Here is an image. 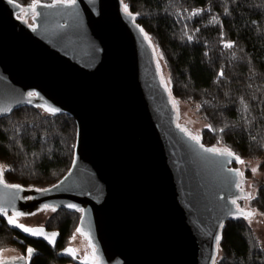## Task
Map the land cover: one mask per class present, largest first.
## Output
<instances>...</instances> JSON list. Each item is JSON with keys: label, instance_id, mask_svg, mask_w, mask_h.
<instances>
[{"label": "water", "instance_id": "obj_1", "mask_svg": "<svg viewBox=\"0 0 264 264\" xmlns=\"http://www.w3.org/2000/svg\"><path fill=\"white\" fill-rule=\"evenodd\" d=\"M122 3H39L30 25L31 8L0 0V119L24 106L49 114L55 108L77 128L73 163L57 183L6 187L14 184L0 169V207L6 209L0 218L54 250L58 231L23 224L42 230L32 235L9 218L22 224L16 213L45 205L80 210L79 232L96 248V260L87 264H213L220 225L239 215L231 201L244 192L230 165L238 163L205 151L214 147L196 143L177 124L156 49ZM23 11L25 18H18ZM73 250L57 255L75 260Z\"/></svg>", "mask_w": 264, "mask_h": 264}, {"label": "trees", "instance_id": "obj_2", "mask_svg": "<svg viewBox=\"0 0 264 264\" xmlns=\"http://www.w3.org/2000/svg\"><path fill=\"white\" fill-rule=\"evenodd\" d=\"M13 1L29 8L36 4V0ZM122 2L163 59L171 99L198 103V112L208 123L201 131V143L221 144L242 159H260L263 170L264 0ZM198 9L200 14L192 15ZM229 42L232 47H225ZM221 128L225 131H214ZM76 132L73 118L66 113L53 115L36 106L21 107L1 118L4 181L25 188L57 183L73 163ZM257 186L250 203L264 213V180ZM51 211L44 225L59 231L61 245L77 231L81 211ZM219 236L220 256L215 264H264V247L246 219H228ZM4 246L34 247L39 254L30 264L61 262L46 244L22 236L0 220V248Z\"/></svg>", "mask_w": 264, "mask_h": 264}, {"label": "rangeland", "instance_id": "obj_3", "mask_svg": "<svg viewBox=\"0 0 264 264\" xmlns=\"http://www.w3.org/2000/svg\"><path fill=\"white\" fill-rule=\"evenodd\" d=\"M32 11L31 14H28L26 12H19L17 14L18 18H26L28 24L32 25V16L34 15V9L33 6L30 7ZM155 59L157 63L159 64V68L161 70L162 80L165 81V85L168 88V72L165 68V64L163 62V59L158 57V54L156 52ZM176 105H177V113H178V119L177 124L180 125L183 129H185L191 136H197L201 137V131L202 129L206 128L208 126L207 122H204L202 119L200 113L198 112L199 106L196 102H188V101H179L176 99ZM185 127V128H184ZM215 149H225L226 147L219 144L218 146H213ZM227 149V148H226ZM245 161L243 164H236L234 167H237L241 172L244 173L243 181H242V189H243V196L247 197L251 196L253 197L256 189L258 188V183L264 180V169H260V159L257 158H249V159H242ZM258 168V171L254 174L251 169ZM0 169L3 172V167L0 165ZM253 199V198H252ZM238 203V206L240 208H244L247 212L254 213L251 217H249L247 220L249 226L251 229L255 232L258 240H260L261 244L264 247V215H261V213L254 207L251 206V199L242 198L236 200ZM32 213V212H31ZM29 213V217L25 219V222L30 226H40L44 224L45 219L52 214L51 209L45 208L43 210H38L33 215ZM70 244L75 248L76 252L84 253L88 250V245L84 237H82L80 234L77 233L75 230L70 236ZM68 239V241H69ZM67 242V240H66ZM26 250H22L17 246H4L0 248V262H8V261H15L20 260L22 262H26L30 256L26 254ZM220 256L219 253V247H216V255L214 257L215 260H217Z\"/></svg>", "mask_w": 264, "mask_h": 264}, {"label": "snow or ice", "instance_id": "obj_4", "mask_svg": "<svg viewBox=\"0 0 264 264\" xmlns=\"http://www.w3.org/2000/svg\"><path fill=\"white\" fill-rule=\"evenodd\" d=\"M8 2H9V3H13V0H8ZM59 2H61V3H66V4H74V3H75V0H59ZM36 4H37V5L39 4V0H36ZM44 6H45V7H53V5H44ZM124 11H125V12H128V8H127V6H125ZM199 14H200V10H199V9L196 10V11H194V12L192 13V15H194V16H195V15H199ZM141 31H143V29H141ZM145 39H147V36H145ZM188 39L191 40L192 37L189 36ZM225 47L231 48V47H232V44H231L230 42H229V43H226V44H225ZM218 75L223 76L224 73H223V72H220V73H218ZM34 95H35V94L32 93V92H29V93H28V96H29V97H32V96H34ZM245 110H247V106H246V105H245ZM0 111H2V110H0ZM49 111H50L51 113L55 114V113L58 112L59 110H58V109H55V108H52V109H50ZM214 131H220V132H223V131H225V129H224V128H221V129L214 130ZM191 139L194 140V141H196V143H199V137H197V136H192ZM253 139H255V138H253ZM205 151H207V152H213V153H215V154H217V155H220V156L233 157V158L235 159V161H236L237 163H240V164L245 163V161H243V160L240 158L239 155H236L234 152H232L231 150H228V149L220 150V149H215V148H209V149H205ZM231 171H234L239 177H241V182H240V183H237V184H236V187H237V188H241V190H243L242 187H241V185H242V180H243L244 173L241 172L239 169H234V170H231ZM251 171L255 174V173L258 171V168H253V169H251ZM0 182H2V181H0ZM6 187L19 188V185H6ZM242 198L252 199L253 197H251V196H247V197H242ZM29 199H30V198H29ZM231 203H232V204H236V200L233 199V200L231 201ZM47 207H48V205H45V208H47ZM67 207H68V208H75V205L69 204V205H67ZM54 210H55V209H53V211H54ZM5 211H6V209L0 207V213H3V212H5ZM237 213H239V215L234 216L233 218H237V219H240V218L248 219L249 217H251V216L254 214V213H252V212H247V213H245L244 210H243L242 208H239V207L237 208ZM20 215H25V214H23V213H16V216H20ZM261 215H264V213H261ZM8 223H9L10 225H14L15 227H19V228H21L24 232L30 233V234H32V235H40V234L42 233V230H34V229H30V228L25 227L23 224H16V223H15V218H14V217H10L9 220H8ZM220 227H223V225H220ZM79 231H80V229L77 228V232H79ZM52 236L54 237V236H55V233H53ZM44 238H45L46 240H49V243H54V239H49V237H47V236H45ZM220 239H221L220 236H217V237H216V240H217V241H219ZM66 251H67L69 254H72V250H71V249H67ZM27 254H28L29 256L32 255V254H33V249H31V248L27 249ZM85 264H86V262H85ZM213 264H215V259H214V258H213Z\"/></svg>", "mask_w": 264, "mask_h": 264}, {"label": "flooded vegetation", "instance_id": "obj_5", "mask_svg": "<svg viewBox=\"0 0 264 264\" xmlns=\"http://www.w3.org/2000/svg\"><path fill=\"white\" fill-rule=\"evenodd\" d=\"M232 167H234V163H231L230 164ZM236 168V167H235ZM39 210H43V209H39ZM36 211H38V210H35V211H33L31 214L33 215L34 213H36ZM27 217H29V214L28 215H22V216H19L17 219H18V221L20 222V223H22V224H24V225H26V226H29V227H35V226H30V225H28L26 222H25V219L27 218ZM0 220H2V221H4V219L3 218H0ZM5 222V221H4ZM6 223V222H5ZM40 226H43V227H45L46 228V230H48V231H52V230H50V229H47V227L43 224V225H40ZM55 231H57V230H55ZM59 232V231H58ZM78 234H80L82 237H84L85 238V240H86V242H87V245H88V250H87V252H84V253H78V252H76V250H75V248L70 244V239H69V241L67 240V242H65L64 240V242H62V244L60 245V239H61V235H60V233H59V235H60V237H59V239H58V241H57V243H56V249H51L46 243H44V244H46L52 251H54V252H56V256L59 258V259H61V262H60V264H85V262H86V264L88 263V262H90L91 260H96L95 259V257L94 256H96V248H94V246L92 245V243L90 244V240H89V237L87 236V234L86 233H82V232H77ZM23 236V235H22ZM27 238V237H26ZM29 239V238H28ZM31 240H33V239H31ZM34 241H38V240H34ZM42 242V241H41ZM69 247H71V248H74V259L75 260H73L70 256L68 257V256H66V257H59L58 255H57V253L60 251V250H63V249H65V248H69ZM29 248H32L37 254H34V255H30V258H28V260L26 261V262H24L25 264H30V261H31V259H32V257H34V256H36V255H38L39 254V251H37L34 247H32V246H29V247H27V249H29ZM27 249H26V252H27ZM27 254V253H26Z\"/></svg>", "mask_w": 264, "mask_h": 264}]
</instances>
